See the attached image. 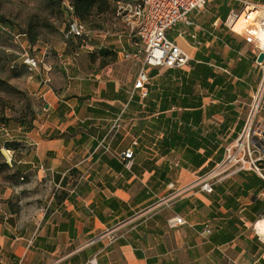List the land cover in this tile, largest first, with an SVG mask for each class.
Here are the masks:
<instances>
[{
    "label": "crops",
    "instance_id": "crops-1",
    "mask_svg": "<svg viewBox=\"0 0 264 264\" xmlns=\"http://www.w3.org/2000/svg\"><path fill=\"white\" fill-rule=\"evenodd\" d=\"M244 2L264 4L209 0L191 26L168 30L190 61L148 68L144 99L131 94L142 59L124 58L137 49L122 22L106 39L91 31L98 51L52 62L49 84L37 74L44 112L5 139L19 143L24 182L0 183V264H264L260 174L240 170L211 193L196 187L156 206L170 183L181 189L209 171L242 130L260 74L224 20ZM174 215L186 224L169 227Z\"/></svg>",
    "mask_w": 264,
    "mask_h": 264
},
{
    "label": "built area",
    "instance_id": "built-area-1",
    "mask_svg": "<svg viewBox=\"0 0 264 264\" xmlns=\"http://www.w3.org/2000/svg\"><path fill=\"white\" fill-rule=\"evenodd\" d=\"M209 0H132L131 2L118 3L115 9V16L118 17L125 28L132 34L136 51L132 54H125L124 58L140 57L142 66L137 72V77L133 82V95L138 91L141 99L146 98L149 80L147 69L150 67H182L190 61V57L175 42L167 37V31L174 28L177 23L182 22L186 26H191L192 21L189 16L191 11L205 7ZM70 11L72 7L69 6ZM224 26L233 33L242 37L245 44L250 46L255 54L252 64L259 71L257 87L251 96V104L247 112L242 130L237 137L226 144L223 155L219 162L214 164L209 171L196 175V180L184 187L175 188L173 183L168 185L171 192L156 204L167 206L170 199L180 197L193 188L211 193L213 185L226 178L227 175L244 171L256 172L264 178V117L260 114L264 104V58L258 61L260 53L264 54V4L243 3L240 12H232L224 20ZM0 28L9 33L14 42L20 47L19 59L30 71L37 72L43 77L42 84H49L51 81L50 72L52 67L45 61H40L33 55L36 50L25 33H10L5 26L0 24ZM68 36L79 38V47L73 54L76 56L81 50L91 51L88 44V34L86 25L73 18L69 26ZM89 30L90 33L92 30ZM183 35V33H179ZM190 37H194L191 34ZM231 75L229 71H226ZM8 137V134L5 132ZM2 150L10 154L7 161L12 159V151L2 147ZM133 156L132 150H127L123 159L127 167ZM169 227H177L186 224L183 217L174 215L167 219ZM205 231L210 233L208 227ZM108 233V232H107ZM105 234V233H104ZM97 236L100 239L102 235ZM110 241L116 240V235H109ZM264 243V239H263ZM94 264V259L90 261Z\"/></svg>",
    "mask_w": 264,
    "mask_h": 264
},
{
    "label": "rangeland",
    "instance_id": "rangeland-1",
    "mask_svg": "<svg viewBox=\"0 0 264 264\" xmlns=\"http://www.w3.org/2000/svg\"><path fill=\"white\" fill-rule=\"evenodd\" d=\"M0 0V24L12 33H25L27 39L32 34L36 50L33 55L40 61L49 63L58 57L72 56L79 45L77 39L67 37L66 28L72 23L75 15L69 9V1L62 0ZM132 0H110L109 10L92 20L89 29L94 31L93 37L105 39L115 33L121 20L115 16L116 5L120 2ZM88 44L93 37L88 26ZM110 33V34H109ZM10 34L0 28V145L9 139L5 135L16 138L20 129L29 127L30 120L44 112V101L34 95L32 81L36 82L37 72L30 71L19 59L20 47L12 42ZM98 51L92 50L89 52ZM110 53L114 62L116 55ZM61 54V55H60ZM52 71V70H51ZM4 129V130H2ZM12 151V150H11ZM18 151H12L11 161H7L10 154L0 148V183L20 181L15 178V159ZM32 204L34 201L31 202Z\"/></svg>",
    "mask_w": 264,
    "mask_h": 264
},
{
    "label": "trees",
    "instance_id": "trees-1",
    "mask_svg": "<svg viewBox=\"0 0 264 264\" xmlns=\"http://www.w3.org/2000/svg\"><path fill=\"white\" fill-rule=\"evenodd\" d=\"M47 1H50L52 3L51 0H47ZM59 2H62V0H58ZM69 1V5L70 7H72V14L75 15L74 17H76L79 21H81L82 23H84L86 25V27L88 26L89 28V25H92V20L93 18L95 17H98V16H101L102 14L106 13L109 8H110V0H68ZM69 26L70 24L67 26L66 28V31L68 32L69 30ZM70 38H74L73 36H68ZM35 36L34 35H30L29 36V41L32 43V44H35L33 41L35 40ZM74 39H77L78 41V44L79 45V38H74ZM79 47V46H77ZM25 66V65H24ZM34 118H32L30 120V123H29V127L27 128H30V125L32 124V120ZM25 128V129H27ZM18 145L19 143L16 141H4L1 145H0V148L1 146L6 148V149H9V150H16L18 148ZM19 176L18 175V172L15 171V178Z\"/></svg>",
    "mask_w": 264,
    "mask_h": 264
},
{
    "label": "water",
    "instance_id": "water-1",
    "mask_svg": "<svg viewBox=\"0 0 264 264\" xmlns=\"http://www.w3.org/2000/svg\"><path fill=\"white\" fill-rule=\"evenodd\" d=\"M264 58V54L260 53L259 57H258V61H262Z\"/></svg>",
    "mask_w": 264,
    "mask_h": 264
}]
</instances>
